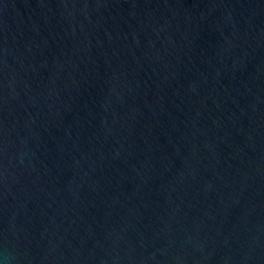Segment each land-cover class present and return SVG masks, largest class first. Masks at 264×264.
I'll return each mask as SVG.
<instances>
[{
    "label": "water",
    "instance_id": "water-1",
    "mask_svg": "<svg viewBox=\"0 0 264 264\" xmlns=\"http://www.w3.org/2000/svg\"><path fill=\"white\" fill-rule=\"evenodd\" d=\"M0 264H264V0H0Z\"/></svg>",
    "mask_w": 264,
    "mask_h": 264
}]
</instances>
